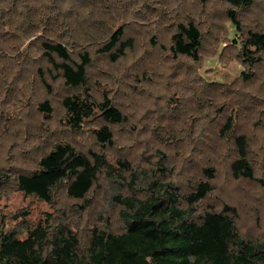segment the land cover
<instances>
[{"label":"trees","instance_id":"16d2710c","mask_svg":"<svg viewBox=\"0 0 264 264\" xmlns=\"http://www.w3.org/2000/svg\"><path fill=\"white\" fill-rule=\"evenodd\" d=\"M174 1L181 13L171 23L173 55L193 63L201 60L203 30L199 12L209 2L223 4L227 38L236 51L235 58L246 68L241 72L242 82L251 88L243 90L245 95L237 97L235 103L226 99L236 92L235 85L231 86L233 90L221 85L214 93L204 87L212 95L203 104L191 96L198 111L206 106L212 111L208 124L201 123L196 137L189 134L191 130L185 133L187 139L200 146L198 150L209 151L207 164L192 179L175 182L173 171L163 160L155 163L150 181L142 185L136 181L130 160L118 161V168L103 153L86 155L64 140L46 143L34 157V165L0 168V196L20 192L53 205L64 192L79 218L61 209L58 216L47 213L33 227L23 211L13 215L15 224L7 228L1 219L0 264H264V238L248 239L240 233L236 206L205 203L217 179L219 156L214 155L222 156L231 180L264 185L254 167L256 152L264 150V27L246 26L243 18L262 1L190 0V6L191 2L196 6L191 10L186 4L182 6L186 0ZM151 2L0 0V79L4 95L21 87L19 76L35 63L33 72L38 73L44 93L35 99L34 109L42 123L57 113L50 99L54 94L51 84L60 80L68 92L59 98L62 124L81 130L87 122L97 121L99 127L91 128L96 140L102 146L112 144L111 126L125 123L126 115L106 91H102L100 100L94 99L90 69L96 56L116 63L133 49L134 38L127 35L126 27ZM151 40L155 41L154 35ZM7 61V68L3 67L1 62ZM42 64L47 65L50 80L43 75ZM196 74L187 76L200 82ZM254 84L261 88L254 92ZM26 88L29 86L25 83ZM21 100L33 110V99L27 96ZM6 119L0 131L10 133L14 117L8 115ZM166 134H159L162 143L178 141L177 135ZM156 153L166 157L161 149ZM125 173L130 174L128 182ZM111 177L118 182V190L111 197L116 214L90 215L97 204L92 199L96 188ZM82 231L85 235L80 234Z\"/></svg>","mask_w":264,"mask_h":264},{"label":"rangeland","instance_id":"374dc122","mask_svg":"<svg viewBox=\"0 0 264 264\" xmlns=\"http://www.w3.org/2000/svg\"><path fill=\"white\" fill-rule=\"evenodd\" d=\"M261 1L262 5L243 17L246 26L264 27V0ZM184 4L189 10L196 7L192 2L190 6V0L183 1L182 6ZM174 6V0H152L151 6L142 10L138 19L129 22L126 27L127 35L134 38L133 49L116 63H111L105 56H96L93 60L89 76L94 99L100 100L102 91H106L126 115L125 123L111 126L113 143L110 145L102 146L96 140L91 128L99 127L100 123L97 121L87 122L81 130H71L62 124L59 119L61 116L59 98L68 92L60 80L51 84L55 95L50 96V99L57 113L49 122L42 123L44 121L34 109L35 99L43 97L44 93L38 84V73L33 72L36 70L35 63L33 68L30 64L26 69L29 73H21L19 76L21 87H17V91L9 92L7 97L3 93L2 88L5 87H1L3 83L0 79V130L1 125L2 128L5 127L8 115L14 117L10 123L12 127L17 128L13 127L10 133L0 131V168L6 170L15 166L17 169L32 166L35 163L34 157L40 150L45 149L46 143L64 140L83 154L103 153L104 157L118 168L120 167L118 161L130 160L138 177L136 181L142 185L150 181L155 163L163 160L173 171V181L192 179L199 169L207 164V159L211 156L208 155V150H198L200 146L187 139L185 133L191 130L189 134L196 137L199 126L203 121H209L212 111L209 106L201 107L198 111L199 108H195L191 96L203 104L205 99L212 95L208 94L204 87L214 93L221 85L231 90H233L231 86L235 85L238 88L234 95L226 98L234 101L242 94L245 95L242 93L243 90L251 88L245 87L242 82L241 72L246 68L235 58L236 51L227 38L225 6L212 1L201 7L202 11L200 10L198 18H201L203 30L202 58L196 63L174 56L170 49V36L174 32L172 19L178 15L180 17L181 13ZM152 35L155 37L154 42L151 40ZM7 63L8 61L1 62L6 68ZM42 70L45 71L43 75L49 79L46 64ZM195 71L200 82L187 76V73ZM25 83L29 89H23ZM260 88L259 84L252 86L254 92ZM27 96L33 99L30 102L33 110L25 106L21 100ZM175 117L179 118L176 120ZM45 128L49 131H45ZM33 131L34 134L31 133ZM160 132L167 133L166 137L177 135L178 141L162 143ZM180 137H184L183 140ZM157 149L166 152V157L162 158L156 153ZM214 156H219L216 161L217 179L213 184L214 190L205 203L213 202L218 207L224 204L236 206L240 233L248 239L264 238V185L231 180L226 164L221 161L222 156ZM254 161L255 175L264 182V150L256 152ZM124 175L128 182L130 174ZM117 190L118 182L112 180V177L103 179L92 197L93 200H97V204L95 211L90 215L97 213L115 215L116 208L111 202V197ZM56 201V204L51 205L20 192L2 194L0 225L1 219L6 228L14 225L13 215L20 211L26 212L23 217L30 227L43 221L47 213L58 216L61 209L68 215L79 218L70 208L71 201L64 192L59 193ZM85 233L82 231L80 234Z\"/></svg>","mask_w":264,"mask_h":264}]
</instances>
